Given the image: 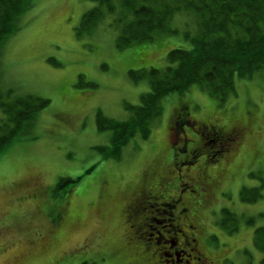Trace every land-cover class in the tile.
<instances>
[{
    "label": "rangeland",
    "instance_id": "obj_1",
    "mask_svg": "<svg viewBox=\"0 0 264 264\" xmlns=\"http://www.w3.org/2000/svg\"><path fill=\"white\" fill-rule=\"evenodd\" d=\"M93 5L90 0H31L20 29L2 50V90L49 102L30 134L0 152V264H152L140 242L129 238L137 228L130 206L145 191L164 186L170 194L176 191L172 126L181 107L191 122L182 134L190 149L210 144L200 131L211 127L235 137L214 162L207 160L212 147L203 146L194 157L192 174L202 170L204 176L192 187L204 194L200 184L209 185L208 196L198 198L201 250L216 264H263L264 253L252 238L264 225V188L256 202H242L239 193L264 178V75L234 76V91L224 100L196 84L164 96L162 114L148 136L128 138L119 157L110 156L113 135L97 129V112L126 122L131 114L125 105L139 104L150 90L142 71L166 66L172 48L189 49L183 34L192 35L196 27L191 17L175 15L176 34L118 49L108 18L89 34L75 36L82 14ZM129 70L140 78L134 80ZM222 208L242 217L231 235L216 225ZM247 217L252 224L245 223Z\"/></svg>",
    "mask_w": 264,
    "mask_h": 264
},
{
    "label": "trees",
    "instance_id": "obj_2",
    "mask_svg": "<svg viewBox=\"0 0 264 264\" xmlns=\"http://www.w3.org/2000/svg\"><path fill=\"white\" fill-rule=\"evenodd\" d=\"M90 1L94 5L82 14L75 36L81 38L89 34L108 18V27L116 30L115 45L118 49L151 41L159 35L176 34L177 30L172 26L175 15L191 17L196 27L192 35L189 32L183 34L191 42L189 49L172 48L166 54V66L142 71L150 90L140 96L139 104L125 105L131 114L126 122L110 120L97 112V129L111 131L113 135L110 156L118 158L120 148L128 138L136 134L142 139L148 136L151 126L162 114L164 96L184 93L196 84L209 95L224 100L234 91V76L252 77L257 72L264 75V0ZM30 5L31 0H0V66L2 50L10 36L20 29V18ZM128 73L134 80L140 78L133 70ZM90 85L95 86V83L90 82ZM48 102L47 98L31 94L12 95L10 89L3 91L0 87V112L3 116L0 120V152L14 139L30 134L34 119ZM184 110L181 107L178 115L187 112ZM175 119L172 128L177 127L180 118ZM210 133L214 135L207 137ZM200 135L210 142L209 145L204 143L208 149L212 147L207 151L209 162H214L217 154L224 153L230 140L235 138L212 127L209 131H200ZM213 139L217 142L216 148L211 146ZM260 180L259 186L241 188L239 198L242 202H256L262 197L264 178ZM241 219L235 212L222 208L216 225L231 235L238 231ZM244 221L252 224L254 219L247 217ZM252 241L254 247L264 253V225L254 229ZM261 263L264 264V256ZM79 264L98 263L82 261Z\"/></svg>",
    "mask_w": 264,
    "mask_h": 264
},
{
    "label": "flooded vegetation",
    "instance_id": "obj_3",
    "mask_svg": "<svg viewBox=\"0 0 264 264\" xmlns=\"http://www.w3.org/2000/svg\"><path fill=\"white\" fill-rule=\"evenodd\" d=\"M186 114L180 113L178 116L180 119L174 133L176 155L173 171L178 179L176 191L170 194L169 188L165 186L159 190L161 192L145 191L130 206L132 208L131 215L136 214L135 225L137 228L134 233L129 235V238H132L134 242L136 240V242H140L141 245H138V248L142 249L145 255L149 254L152 264H216L212 257L201 250L199 241L202 231L200 218L197 214V210H200L198 198L208 196L209 193L206 191L209 185L205 181L200 184L199 187L206 190L204 194L192 187L195 178L204 176L202 170L195 176L194 173L192 174L194 157L199 154L198 151L203 146L207 147L206 149L209 146L203 143L200 147L190 149L188 136L182 135L186 131V126L191 123L183 117ZM213 135L210 133L207 134V137ZM157 216H164V218L159 219ZM152 223L160 227L163 234L153 227ZM148 228L154 232H145ZM172 257L175 259L173 260ZM169 258H171L170 262Z\"/></svg>",
    "mask_w": 264,
    "mask_h": 264
}]
</instances>
